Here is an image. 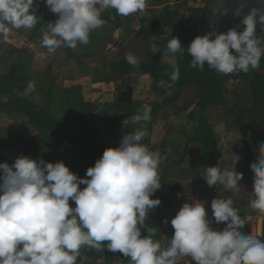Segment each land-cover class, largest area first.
I'll use <instances>...</instances> for the list:
<instances>
[{
  "label": "clouds",
  "instance_id": "clouds-1",
  "mask_svg": "<svg viewBox=\"0 0 264 264\" xmlns=\"http://www.w3.org/2000/svg\"><path fill=\"white\" fill-rule=\"evenodd\" d=\"M45 3L58 14L41 39V46L52 54L61 47L75 49L78 42L88 44L90 33L106 22L101 18L103 10L129 16L144 11L147 0ZM36 7L35 0H0V43L9 42L14 29H32L39 17ZM257 23L264 24V6L252 7L243 16L240 31L213 29L196 36L187 47L190 67L203 70L207 64L224 75L258 69L264 47L256 35ZM167 49L183 55L178 37L168 41ZM158 51L154 48L153 54ZM124 59L128 65H138L131 53ZM170 79L167 85L161 82L169 95L178 69ZM35 88V81H29L23 95ZM150 113L151 107L144 105L136 119L147 121ZM146 135L145 131L124 135L119 146L103 151L84 177L62 160L47 162L21 155L11 165L0 163V264H76L82 247L119 252L130 264H177L178 257L189 256L193 264H264V240L241 231L249 220L241 218L231 198L211 201L215 223L225 224L222 230L211 227L206 205L194 200L185 202L171 219L174 234L166 248L154 239L156 227L148 226L146 220L161 203L152 196L161 187L158 168L164 157L143 143ZM239 159L236 155L234 166ZM250 168L254 174L250 206L264 213V143ZM203 177L210 188L222 184L226 190L239 191L243 174L235 167L221 170L217 165L207 167Z\"/></svg>",
  "mask_w": 264,
  "mask_h": 264
},
{
  "label": "rangeland",
  "instance_id": "rangeland-1",
  "mask_svg": "<svg viewBox=\"0 0 264 264\" xmlns=\"http://www.w3.org/2000/svg\"><path fill=\"white\" fill-rule=\"evenodd\" d=\"M41 1L35 0L37 15L41 13ZM209 2L211 0H169L160 6H149L147 3L145 10L139 12L135 17L132 16L134 14L120 15L122 26L118 27L113 22H105L102 27L92 31L89 43L85 44L87 47L78 42L75 49L70 48L75 53L81 54L87 52L89 46L95 47L96 54L94 56L82 55L80 58L69 56L66 47H61L55 53L49 54L47 49L41 46L42 33L47 29L48 23L40 26L39 33L33 39L31 35L35 26L32 29H14L9 37V42L0 43V58L9 56L0 61V75H10L11 71L20 69L23 61L20 62L19 60V52L13 50L24 48L28 44V54L32 56L29 73L33 78L39 80V86L28 95L32 100L38 104L45 103L46 94L40 93L38 90L42 86L40 81L45 82L49 78L56 77L57 86L61 89L80 86L83 100L100 106L95 111L94 125L90 127L89 139L98 146L101 153L99 157H101L106 148L117 147L120 142L119 139L106 135L105 124L97 113L102 110L105 103L117 99L121 100L127 91L132 92V98H130L132 101L140 102L142 105L161 102L164 96L153 88L155 81L151 74L137 77L135 73L130 72L109 83L94 82L97 68L106 67L111 60H125V56L129 53L141 61L152 60L154 57L153 49L157 47L158 42L165 41L167 37H178L182 47L187 46L185 39L186 37L190 38L191 35L185 34V27L192 26V18L196 15L191 8H203ZM183 3H186V6H181ZM252 4H255L252 7L260 8L264 6V0H224L220 5L221 7L216 8L219 10L214 9L211 14L205 16L206 19L210 20L209 32L213 29L219 31L222 27H234L242 30L244 26L237 24L238 19ZM164 8L168 12L179 9V15L175 17L176 25L171 29L166 28L162 35H154L149 28L153 26L154 18L162 14L159 10ZM109 10L111 9L103 10L102 13ZM197 15L200 17L201 23L203 18L201 14L197 13ZM111 18L115 20L116 16L112 15ZM199 29L201 31L195 34L193 39L196 36H202L201 32L204 31L202 25L199 26ZM260 33L258 32L256 35L261 41V47H264V25H262ZM162 51L165 53L162 58L163 62L172 64L176 62L175 57L166 54L165 48H162ZM22 56L24 57L25 54L22 53ZM256 72L264 74V69H259ZM226 95L229 104L245 113L246 119H249L250 114H252L258 123H264V105L261 106L254 101L252 86L247 81L231 77L226 83ZM5 96L1 95V98L5 99ZM200 97V89L196 85H190L184 90L177 102L159 113L153 125L140 122L135 118L121 121V123L134 124L136 127L134 132L145 131L147 133L143 143L152 150H159L161 156L164 157L158 168L160 179L164 178L174 182L179 188L176 192V200L170 208L160 203L154 211H150L161 225L160 240L163 246L170 244L174 234L171 219L185 202L194 200H199L198 202L206 205L208 219L212 221L211 227L213 229L219 230L225 224L215 223L212 216L211 201L215 198H231L234 201L233 206L239 208V214L245 213L241 218L248 217L249 221L245 222L246 229L256 236L263 233L264 213L254 210L250 206V200L253 199L254 177L250 165L256 162L259 155V145L264 143V129L241 131L236 127L235 117L229 108L208 106L202 110V114L214 130L220 151L209 152L205 155L197 142L191 141L199 128L198 121L190 116V112L196 110ZM4 143L10 153L14 155L13 162L18 156H27L28 154L37 156L49 152V154L54 153L57 156H62L69 152L67 147H70L68 141L59 143L54 135L42 134L41 131L30 126L22 115L7 105L0 109V150ZM50 143L55 147L51 151L49 150ZM248 146L253 150L256 160H248ZM182 154L184 155L183 158ZM236 155L240 159L234 166ZM178 161L179 163L176 164ZM217 165L221 170H233L235 167L237 171L243 174L242 180L238 182L241 186L239 191L226 190L222 184H217L211 188L207 185L203 177L206 174V168ZM0 174H2V170H0ZM83 185L80 187L83 188ZM159 190H163L162 186ZM71 206L75 207V203ZM151 218L148 214L146 221ZM258 224H261V232L257 231ZM187 258L192 260L189 256L180 257V261L183 262ZM87 259L84 258L83 262L79 264H91ZM98 262H102V260ZM116 264L124 263L118 259Z\"/></svg>",
  "mask_w": 264,
  "mask_h": 264
},
{
  "label": "trees",
  "instance_id": "trees-1",
  "mask_svg": "<svg viewBox=\"0 0 264 264\" xmlns=\"http://www.w3.org/2000/svg\"><path fill=\"white\" fill-rule=\"evenodd\" d=\"M168 1L169 0H147V3L149 6H160L166 4ZM223 2L224 0H211V2L207 3L203 8H191L196 15L192 18V26L185 27V34L188 33L191 35L189 36L190 38L186 37L185 39L188 45L192 42L193 36L201 31L199 26L202 25V28H204L201 35L209 32L208 28L210 27V20L206 19L205 16L211 14L214 8L219 7ZM41 3V13L37 15L40 18L38 17V22L33 29L31 35L32 39L37 33H39L41 25L44 26L46 23H54L58 19L57 14L50 11L49 7L45 3V0H42ZM184 5L186 6V3L181 4V6ZM252 6H255V4L249 5L248 10H250ZM248 10L238 19L237 24L240 26H243L241 24V20L243 16L247 14ZM159 11L162 12V14L157 15L154 18L153 26L149 28L154 35H162L166 28L171 29L175 27V17L179 15L178 8L171 12H168L166 8ZM197 13L201 14L203 18L201 23L200 17H198ZM133 14L134 15L132 16L135 17L139 14V12ZM112 15L116 16L115 20H112ZM101 18L106 22H113L118 27L122 26L120 15L116 13L115 9L102 13ZM262 25L264 24L257 23L256 34L261 32ZM229 29L231 28L222 27L217 32H226ZM236 29L240 31V29ZM172 38L173 37H167L165 41L158 42L157 47L160 51L154 53L153 59L149 61H141L138 59L137 66L128 65L126 60H111L106 67L97 68V74L93 79L94 82L102 81L109 83L130 72L135 73L137 77H141L145 74H151L155 81L153 88L158 90L164 98L161 102L149 105L151 107L149 120H138L140 122H146L148 125H153L155 119H157L162 110L177 102L188 86L196 85L201 91V97L196 106V110L190 112V116L198 121L199 130L191 141L194 143L197 142L198 146L203 149L205 155L209 152L213 153L220 151L214 130L202 114V110L208 106H222L229 108L235 117L236 127L241 131L247 129L258 131V129H264V123H258L252 114H250L249 119H246L245 113L231 106L226 95V83L231 77L235 79H243L252 86L254 101L261 106L264 105V74L256 72L259 69H264V56L261 57L260 67L258 69L250 70L248 73L236 72L227 75L218 74L214 70L210 69L207 64H205L203 70L190 67L192 57L188 54V45L182 47L183 55H181L180 52L175 54L169 52L167 49V43ZM212 38L214 39V36ZM84 46L87 47L85 44ZM162 48H165L167 55L176 58V62L174 64L162 61L165 54L162 51ZM28 49V44L24 48L14 49L13 51L19 52L18 57L20 58V62L23 61L20 69L14 70L13 72L11 71L10 75H0V109L2 106L7 105L16 113L22 115L30 126L38 129L42 134L54 135L59 143H65L66 141L70 143V147H67L69 148V152L62 156H57L54 153L49 154V152L44 153V155L39 154L37 156H33L28 154L27 156L37 160L43 159L47 162L62 160L69 166L70 170L78 174L80 177H84L88 167L93 166L101 154L98 146H96V144L89 139L90 127L94 125L93 117L96 113L95 111H97V108L100 106L95 105L93 102H85L82 98L80 86H71L64 89L59 88L56 83V77L49 78V80H45V82L40 81L42 86L38 91L46 94L47 99L45 103L38 104L28 95H23L29 81H35L36 88L39 86V80H37V78H33L29 73L32 56L31 54H28ZM66 50L69 56H76L78 58L82 55L94 56L96 54L94 46H89L88 51L81 54L75 53L70 48H66ZM22 53L25 54L24 57L22 56ZM7 57L9 56H2L0 61H3V59H6ZM174 69H178V80L172 87V94L169 95L167 94L168 89L166 87H162L161 82H164L165 85L171 83L170 77ZM1 95H6L5 99H2ZM130 98H132V92L127 91L123 94L121 100L117 99L112 102H107L103 105L102 110L97 112L100 119L105 124L107 136L115 137L121 140L124 135L136 130L134 124L129 122L121 123L123 120L126 121L132 118L136 119L137 114H142L144 105L140 102L132 101ZM110 109L111 112H109ZM2 145L4 146L0 150V163L7 162L11 165L14 163L12 161L14 155H12L10 150L5 147V143ZM49 147L50 151L55 149L52 143L49 144ZM183 157L184 155L182 154V158ZM248 160H256L253 150L250 147L248 149ZM178 163L179 161L176 162V164ZM160 183L163 190L160 191L158 189L153 194L152 198L159 197L161 203L170 208L176 200V192H178L179 188L174 182L164 178L160 179ZM69 203L70 205L74 204L71 200ZM236 209L239 210L238 207H236ZM149 214L152 218L146 221V224L148 226L156 227V236L154 239L161 242V225L157 222V218H154L150 212ZM243 214L245 213H240L241 217ZM224 227L225 226L219 230H222ZM261 229V224H258L257 231L261 232ZM241 231L245 234H251L249 230L246 229V226H244ZM142 234H147L146 230L143 229ZM258 237L264 240V231L263 235ZM168 245H162V247L166 248ZM84 258H88L87 261L91 264H116V260L118 259L124 264H130V259L128 257H124L123 254L119 252H110L107 248L98 251L94 248L82 247L76 264L83 262ZM99 260H102V262H98Z\"/></svg>",
  "mask_w": 264,
  "mask_h": 264
},
{
  "label": "built area",
  "instance_id": "built-area-1",
  "mask_svg": "<svg viewBox=\"0 0 264 264\" xmlns=\"http://www.w3.org/2000/svg\"><path fill=\"white\" fill-rule=\"evenodd\" d=\"M177 264H193L189 259H185L183 262L180 261V257L177 258Z\"/></svg>",
  "mask_w": 264,
  "mask_h": 264
}]
</instances>
